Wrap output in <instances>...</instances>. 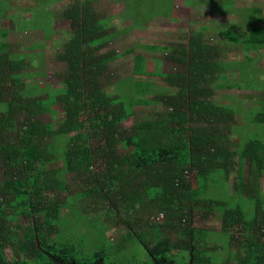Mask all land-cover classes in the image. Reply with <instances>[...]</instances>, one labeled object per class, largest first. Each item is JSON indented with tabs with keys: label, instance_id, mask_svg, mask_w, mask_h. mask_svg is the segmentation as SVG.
I'll use <instances>...</instances> for the list:
<instances>
[{
	"label": "trees",
	"instance_id": "trees-1",
	"mask_svg": "<svg viewBox=\"0 0 264 264\" xmlns=\"http://www.w3.org/2000/svg\"><path fill=\"white\" fill-rule=\"evenodd\" d=\"M232 2L220 12L234 11L240 19L219 32L225 42L202 24L169 46L138 44L165 51L172 69L152 70L149 56L134 53L133 73L116 79L113 61L135 48H109L116 30L93 0H74L64 11L70 32L54 42L53 58L65 64L54 72L57 91L27 82L45 73V54L34 61L0 29V264H216V249L207 245L212 240L236 247L220 257L222 264H264V77L248 53L264 49V17L256 6L239 11ZM43 9L21 30L45 26L50 38L52 11ZM233 49L243 50L242 60L226 61ZM35 65L42 70L33 71ZM230 69L239 72V81L226 76ZM154 78L167 85L165 92L155 91ZM235 86L256 92L242 127V109L216 100L217 90ZM54 105L64 112L57 124L42 118ZM141 105L149 107L146 116L125 127ZM237 130L241 139L232 147ZM99 193L118 197L109 198L116 214L111 218L125 231L115 242L106 237L109 225L99 224L87 252L80 238L99 218L81 212L88 210L85 198ZM66 206L69 214L63 215ZM197 214L203 220L217 216L222 235L195 225ZM71 218L80 236L68 226ZM134 239L143 257L126 253Z\"/></svg>",
	"mask_w": 264,
	"mask_h": 264
},
{
	"label": "rangeland",
	"instance_id": "rangeland-1",
	"mask_svg": "<svg viewBox=\"0 0 264 264\" xmlns=\"http://www.w3.org/2000/svg\"><path fill=\"white\" fill-rule=\"evenodd\" d=\"M73 1L74 0H0V29H6L8 31V37L4 39L8 40L12 46H14V49L20 52L30 53L29 56L34 59V61H37L39 52H43L45 54V73L42 76L34 75V77L27 80L28 83L39 84L41 86L44 85V87L48 84V89L52 91H57L61 88V83L54 72L56 70H63L65 64L63 65L53 58L56 48L54 47V42L60 38L62 39L63 35L70 32V20L64 16V11L65 8H67ZM199 1L203 0H93V2L98 6L100 15L108 21V24L112 27V29L116 30L114 32H117V35L112 38L109 48H113L118 52H123L129 47L135 48V52L126 53L113 61V69L116 79L126 78L127 75L133 73L134 53H141L149 56L151 60L149 65L152 70L167 72L172 69L173 64L165 61L162 57V54L165 51L156 49L145 50L144 47L139 46L138 44H162L169 46L174 42L184 40L180 38L182 34H186L191 28L198 27L202 24L208 25L209 32H211L210 36L225 42L224 38L219 35V32L224 29L227 24L240 19L238 14L233 13L234 11L230 13L220 12L221 8L225 9L226 7H230V0H208L202 3ZM252 2H254V4H251ZM249 4L252 7H260L263 10L260 12L263 15L262 17H264V0H233L231 7L239 8V11H241L242 8H245V6ZM5 6L9 7L5 8ZM40 8H44L42 11L45 9L52 11L50 26L47 30V34L50 31V27L51 31H53L50 38L45 37V26L25 28V31L21 30L22 27H27V25L31 24V19H33L34 15L36 16V10ZM195 17L199 20L196 23L193 22ZM241 18L247 19L253 18V16L252 14H244L241 15ZM135 19H149L151 21H147L146 23H135ZM20 22L23 26L20 25ZM244 26L246 27L245 24ZM232 39L234 38L232 37ZM32 45L35 47H31ZM248 53L249 55L255 56L256 62L254 64L258 68L257 73L260 74L261 77H264V49L252 50ZM243 55L244 52L242 49H233L227 54L226 61H240L242 60ZM32 70L40 71L42 69L40 66L35 65ZM226 76L238 81L240 80L238 77L239 72L236 69H230V71L226 72ZM153 80L155 81L156 92L166 91L167 85H165L164 82H162L159 78H154ZM106 88L113 91L116 87H114L112 83H109L106 85ZM170 90L172 89L170 88ZM124 92L121 91V93ZM252 92L253 89L236 86L232 88L219 89L216 92L217 101L227 103L232 102L242 109L238 115L237 126L242 127L243 123H246L247 121L243 111L251 106V101L256 99V96L253 97V94L256 92ZM224 94H230L232 98L226 99L223 97ZM152 105L154 107H160V104L158 103H154ZM148 109L149 107L144 105L134 107L133 110L135 111V115L126 119L124 121V126L129 127L134 122V119L146 116ZM63 115V110L58 105H54L51 108V111L44 114L42 118L44 121L52 120L55 124H57ZM240 131L241 130H237L231 134V138L235 141L232 147H234L241 139L242 131ZM237 169L238 167L236 166V169L231 174L227 183L229 193L233 191V183L238 174ZM92 170L96 172L99 168L94 166V169ZM245 170L246 166H243V172H245ZM193 184H196L195 180L193 181ZM87 186L89 187L90 184H87ZM210 187L215 190V185L213 186V183ZM261 193L264 194V179L262 180ZM206 195L207 193L205 191V196ZM98 196L99 197L93 195L85 198V201H87L86 203L88 204V210L86 212H81V214L85 215L87 218H99V222H93V224H91L93 229L91 230L89 228L86 230V233H84V235L82 234L80 238V243L83 247H86L85 250L87 252L90 251L88 248L91 242L89 241L97 230H99V224L103 225L107 223L109 225L105 232L106 237L115 242L119 240V235L125 231L123 226H120L115 222V218H111L112 215L114 217L116 214L114 209L110 208L109 198L111 197L113 202H116L118 197L113 196L112 194H107V196H105L102 193H99ZM47 197L51 196L47 194ZM79 203L80 206H84L82 201H79ZM62 214H69L68 206L63 209ZM195 216H199V214ZM200 217L201 216L196 217L195 225L216 231L217 235H222L220 220L217 216L213 215L207 220H203ZM149 218L154 220L151 216H149ZM157 219H160L159 221L163 220L161 217H158ZM19 221H23V219H20ZM68 226H73L75 228L74 235L80 236V229L73 222L72 218L69 220ZM85 229H87V226H85ZM68 235L69 237L71 236L69 233ZM88 238L89 240L87 242ZM223 243L224 242L222 241L216 240L207 241V245H210V248L215 247L216 249L213 253V256L216 257V264H222L223 261H220V257L224 256V258H226L231 254L232 250L236 248L234 244H231L227 249H225L223 248ZM131 244L132 245L128 248L126 253H128V251L130 253H132V251H137L140 256L143 257L144 250L141 243L137 240L135 241L134 239ZM173 252H176V250H173ZM6 256L9 259L13 257V253L9 247L6 248ZM231 264H235L234 261H232Z\"/></svg>",
	"mask_w": 264,
	"mask_h": 264
},
{
	"label": "crops",
	"instance_id": "crops-1",
	"mask_svg": "<svg viewBox=\"0 0 264 264\" xmlns=\"http://www.w3.org/2000/svg\"><path fill=\"white\" fill-rule=\"evenodd\" d=\"M55 3H58V2H55ZM251 4H254V2H252ZM247 6H251L250 4L249 5H247ZM247 6H245V8L247 7ZM94 7H95V9H96V11L99 13V10H98V6L94 3ZM256 7H258V6H256ZM259 9V10H258ZM258 11H263L260 7H258Z\"/></svg>",
	"mask_w": 264,
	"mask_h": 264
}]
</instances>
